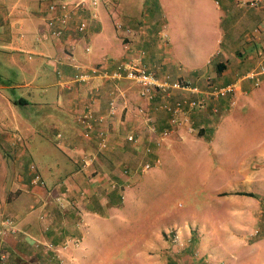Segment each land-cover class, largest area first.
Returning <instances> with one entry per match:
<instances>
[{
	"label": "crops",
	"instance_id": "0c3cea01",
	"mask_svg": "<svg viewBox=\"0 0 264 264\" xmlns=\"http://www.w3.org/2000/svg\"><path fill=\"white\" fill-rule=\"evenodd\" d=\"M68 1L0 0V51L10 55L25 89L16 97L0 86V102L6 104L0 105V145L15 165L12 182L0 175V256H5L0 264H264V146L249 178L247 143L230 141L239 135L229 128L235 120L228 117V98L217 102L218 115L210 113L207 100L188 113L189 123L181 116L172 126L169 114L159 108L164 99H142L133 81L74 80L89 66L103 64L110 70L115 61L135 56L160 79H184L201 89L234 83L236 102L264 81V74L258 75V86L257 78H243L264 69V0H99L96 7L76 10V21H89L85 33L74 30V21L63 41L54 40L45 28L48 4ZM168 18L183 32L168 33ZM68 43L74 46L70 50ZM35 95L41 99L37 108L27 110ZM191 97L178 91L167 99ZM112 98L118 109L109 116ZM55 106L61 108L56 117L48 110ZM42 107L51 123L56 119L72 128L55 132V155L39 144L40 160L27 147L25 132L35 131L31 116ZM82 119L93 120L89 137ZM10 122L17 128L7 134L4 125ZM164 130L170 131L167 136ZM98 131L106 136L105 148L98 145ZM129 135L135 140L128 141ZM203 138L209 143L202 145ZM183 144L204 157L203 182L216 188L211 194L222 208L194 211L182 220L167 217L162 207L155 215L147 213L138 206V191L133 192L145 180L142 164L157 160L158 167L162 152L179 148L180 156ZM250 185L261 189L257 198L246 194L252 193ZM6 218L13 221V233ZM171 228L177 229L175 240L174 233H167Z\"/></svg>",
	"mask_w": 264,
	"mask_h": 264
},
{
	"label": "rangeland",
	"instance_id": "374dc122",
	"mask_svg": "<svg viewBox=\"0 0 264 264\" xmlns=\"http://www.w3.org/2000/svg\"><path fill=\"white\" fill-rule=\"evenodd\" d=\"M13 1L14 0H11L9 4H11ZM245 4L246 1L241 3L242 6H246ZM176 29L178 33L183 32V29L181 28H174L171 20L168 18V33L171 32L173 35L174 30ZM162 39L164 40L165 38ZM37 80L34 81V84L38 83V85L42 86L43 84ZM22 84L23 79L12 65L10 61V55H7L6 52L4 53L3 51H0V86H2V90L8 96L13 95L17 97L18 94L25 90L23 87H21ZM52 90L50 92H53ZM40 100V97L35 95L33 99L35 104H29L27 110L31 108L36 109L37 107H34V105H36V103H38ZM50 103H52V100ZM0 105H3L4 107L6 106L4 101H1ZM12 105L15 107L14 104ZM49 106L53 107L54 105L49 104ZM14 109L17 111L19 108L15 107ZM48 110H50V114L53 113V115L56 117V115L58 116V114H56V110H61V108L55 106L54 109L50 108ZM39 111V115L31 116V119L35 122L32 123L35 131L32 133V135H30L28 132H25L28 142L27 147L32 150H30L31 152L36 150V152L39 153L40 151L37 149L39 144H45V146L47 145L53 153L52 155H55L57 153L56 151H58L57 147L52 144L55 142V132L61 131L65 134V132L72 128V126H69V128L66 127V125H60L58 122H56V119L55 123H58L59 126L55 125V123H51V119L48 118L49 112H47V108L42 107L39 109ZM18 112L22 113L20 110H18ZM6 114L9 116L8 112ZM228 117L235 120V125L233 126L230 122L231 127L229 128L231 130H229L232 131L231 133L239 135L237 138L230 141L238 144L239 141L237 139L239 138L241 141L243 138L242 142L247 143V158L249 163L248 176L250 178L258 167L256 164L258 163L256 158L259 157L257 156V151L261 149V144L262 147L264 146V81L259 84L257 88H253L250 93H246L244 96L238 95L236 104L232 107ZM67 119L68 122H70V125L71 119L69 115H67ZM4 128L5 132L10 134L15 130V128H17V126L16 124L10 122L6 123ZM23 131L24 130L21 129V132ZM200 133L201 132H197L193 135L196 137L201 136L202 138L203 135ZM203 141L204 142H202V145L203 143H209L204 138ZM188 147L189 146L186 144L182 145L183 154L180 156H178L179 148H175L174 152L169 150L164 154L162 152L161 164L158 167H152L149 169V171L142 174V179L145 180L138 184L133 189V192L138 191L137 195L142 199V203L138 206L140 208H145L147 213L155 215L154 213H159L160 207H162V212L163 214H166L167 217L182 220L184 216H186L185 218L187 219V217L194 211H197V213H202L204 211H216L222 208L219 205L221 204V201L214 196L212 197L211 194V191L215 190L216 188L206 187L207 182H203V177L207 174L203 169L206 167L205 160L203 159L204 157L201 155H196V152L192 151V149ZM212 150L214 151L215 147H212ZM0 153V175L3 177L6 176L7 179L5 180L7 182H12L15 166L13 164V158L6 157L4 155L1 145ZM59 155L63 156V154ZM42 156L44 155L39 153L33 158H39L41 160V158H44ZM239 158L240 157H235L234 159L237 160ZM39 165L42 166L41 163ZM216 165L213 164L214 167ZM4 169L6 170L4 171ZM42 172L44 171L42 170ZM259 180V178H256L253 182ZM217 181L221 180L217 178ZM258 189L261 190L258 187H254V185H250L248 191L254 193L256 197H253L257 198L258 194L255 192L258 191ZM262 192H264V188ZM138 206H135L136 210L138 209ZM135 213L137 215V211ZM167 220L172 221L173 219ZM112 227H117V223H113ZM175 229L176 228L168 229L167 233H174L177 237V233H175L177 229ZM171 237L173 239V234Z\"/></svg>",
	"mask_w": 264,
	"mask_h": 264
},
{
	"label": "built area",
	"instance_id": "2783aa9c",
	"mask_svg": "<svg viewBox=\"0 0 264 264\" xmlns=\"http://www.w3.org/2000/svg\"><path fill=\"white\" fill-rule=\"evenodd\" d=\"M99 4V0H70L68 2H51L47 7V16L45 20V28L48 32V35L54 40H62L65 32L70 29V26L74 21H76V10H85L88 5L96 7ZM94 15V14H93ZM95 16V15H94ZM88 19L85 17L78 19L75 22L74 30L83 34L88 28ZM63 41V40H62ZM69 50L74 46L72 43H68ZM85 52L90 51V46L85 44L83 46ZM66 55H70L67 51ZM71 58V56H70ZM137 58V59H135ZM139 57H128L127 59L117 60L114 63L113 69L108 70L105 65L89 66L84 68L79 74L74 76V80L77 82H85L91 79L92 77H101L103 79H109L111 81H118L122 79H128L133 81L136 85L139 86V94L142 99L150 102L152 99L158 95L161 96L162 102L159 105V108L166 111L169 114V123L172 126L179 125V117H183L185 123H189L190 118L188 113L192 110L202 107L206 101L211 102L210 113L213 115H218L220 113L219 106L217 102L220 99L228 98L229 103L228 107L232 108L235 105L234 94L236 91V84L229 83L226 85H210L207 89H201L198 86L192 85L189 82H186L184 79H169L163 78L160 79L153 72L147 70L141 62L138 60ZM104 63H107V60H104ZM264 74V69L259 68L253 71L248 72L243 76L244 79H256L258 75ZM209 83V78H207ZM260 79L257 78L255 86H258ZM178 91L190 92L192 93L191 98H179L176 100H168L167 98L172 96ZM227 108V107H226ZM118 106L116 99L112 98L108 103V115L113 116L117 112ZM141 112H144L140 109ZM83 120V121H82ZM81 121L84 124V136L89 137L93 133L94 123L90 119H82ZM103 118H97L96 121H103ZM147 120H151L147 117ZM154 129V127L152 128ZM188 129L193 131L194 128L188 124ZM170 131L164 130L162 135L167 136ZM60 137V134H57ZM96 139L98 145L102 148L107 147V139L103 132L98 131L96 134ZM93 137V136H92ZM128 141H134V137L129 135L127 137ZM150 152V150H149ZM158 165V161L155 163L144 162L141 166V172H146L152 167ZM34 180L38 181L39 176L35 175ZM4 223L9 226V232L13 233L15 231L13 227V221L9 218H6ZM4 230H1L3 232ZM176 234H173V240H175ZM50 247V245H48ZM5 256H0V260L4 259ZM38 264V263H37Z\"/></svg>",
	"mask_w": 264,
	"mask_h": 264
},
{
	"label": "trees",
	"instance_id": "16d2710c",
	"mask_svg": "<svg viewBox=\"0 0 264 264\" xmlns=\"http://www.w3.org/2000/svg\"><path fill=\"white\" fill-rule=\"evenodd\" d=\"M246 194L249 195V196H252L253 195V193H250V192L249 193H246Z\"/></svg>",
	"mask_w": 264,
	"mask_h": 264
}]
</instances>
